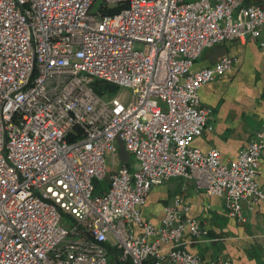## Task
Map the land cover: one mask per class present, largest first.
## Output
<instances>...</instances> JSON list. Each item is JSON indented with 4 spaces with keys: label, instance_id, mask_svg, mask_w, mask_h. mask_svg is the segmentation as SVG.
Masks as SVG:
<instances>
[{
    "label": "built area",
    "instance_id": "1",
    "mask_svg": "<svg viewBox=\"0 0 264 264\" xmlns=\"http://www.w3.org/2000/svg\"><path fill=\"white\" fill-rule=\"evenodd\" d=\"M246 2L0 0V264H230L187 250V231L208 232L181 200L159 227L142 208L174 178L224 198L241 221L242 201L264 202V131L230 164L193 145L213 129L201 88L235 64L194 70L197 60L228 41L264 50V6ZM96 81L116 91L98 94ZM120 148L138 167L109 173L106 154Z\"/></svg>",
    "mask_w": 264,
    "mask_h": 264
},
{
    "label": "crops",
    "instance_id": "2",
    "mask_svg": "<svg viewBox=\"0 0 264 264\" xmlns=\"http://www.w3.org/2000/svg\"><path fill=\"white\" fill-rule=\"evenodd\" d=\"M264 6V0L257 5ZM208 50V51H207ZM197 60L194 70L213 66L224 57L235 59L231 71L204 85L200 99L211 110L207 129L193 140L204 153L220 152L221 161L230 164L248 148L259 131H264V50L255 43L228 41L207 49ZM123 165L134 171L138 165L123 148ZM257 181L264 189V152L260 159ZM176 200L188 207L187 218L197 221L208 232L195 240L187 231L183 243L188 251L210 263L218 258L230 264H264V202L244 200L241 203L245 221L231 217L224 198L212 196L196 187L194 181L174 178L154 186L142 208L144 220L161 226L164 208ZM138 236L141 228L135 229ZM152 237L150 241H155ZM164 252L168 245H161ZM169 264V263H166Z\"/></svg>",
    "mask_w": 264,
    "mask_h": 264
},
{
    "label": "rangeland",
    "instance_id": "3",
    "mask_svg": "<svg viewBox=\"0 0 264 264\" xmlns=\"http://www.w3.org/2000/svg\"><path fill=\"white\" fill-rule=\"evenodd\" d=\"M195 1H198V0H185L186 3H192V2H195ZM260 2V0H250L249 1V4L250 5H257L258 3ZM259 6H261L259 4ZM101 8V2L100 1H97L93 7V10L94 12L98 11L99 9ZM211 50V49H210ZM208 51V50H207ZM117 93H121L122 94V97L124 99L128 98L129 96H131L132 94V90L131 89H124V88H120L118 90ZM124 153L123 151L121 152L119 149L116 151V153H112V152H108L106 154V158H107V163H108V171L109 173H113V172H117L122 166H123V159L124 157H126V155L124 156L123 154V157L121 156L122 154ZM128 156L131 158V159H134V157L130 154H128ZM121 157L123 159H121ZM135 160V159H134ZM95 184L98 186V192L101 190H107L108 189V180L107 179H104V180H96L95 181ZM98 194V193H97ZM64 221L67 222V224L69 226H73L72 222L70 221L69 218H64ZM110 264H113V258L110 257Z\"/></svg>",
    "mask_w": 264,
    "mask_h": 264
},
{
    "label": "trees",
    "instance_id": "4",
    "mask_svg": "<svg viewBox=\"0 0 264 264\" xmlns=\"http://www.w3.org/2000/svg\"><path fill=\"white\" fill-rule=\"evenodd\" d=\"M249 1L250 0H247V2L245 3V6H248V5H250L249 4ZM94 87H95V90H96V92L98 93V94H101V90H107L108 92H114V91H116V87L115 86H113L112 84H110V83H107V82H103V81H96V83L94 84ZM122 154V153H121ZM122 157H123V154L121 155ZM108 184H109V182H108ZM95 186H96V189H97V193H104V191L105 190H103V191H99L98 192V190L100 189H98V186L95 184Z\"/></svg>",
    "mask_w": 264,
    "mask_h": 264
}]
</instances>
